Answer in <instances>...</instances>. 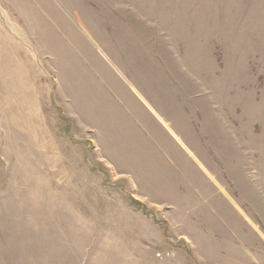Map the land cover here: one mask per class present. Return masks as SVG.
<instances>
[{
    "label": "rangeland",
    "instance_id": "obj_1",
    "mask_svg": "<svg viewBox=\"0 0 264 264\" xmlns=\"http://www.w3.org/2000/svg\"><path fill=\"white\" fill-rule=\"evenodd\" d=\"M0 264H264V0H0Z\"/></svg>",
    "mask_w": 264,
    "mask_h": 264
}]
</instances>
